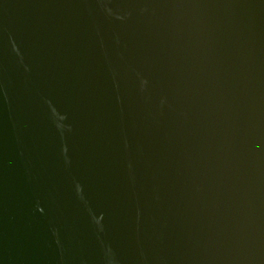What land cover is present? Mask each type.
<instances>
[{"label": "water", "instance_id": "95a60500", "mask_svg": "<svg viewBox=\"0 0 264 264\" xmlns=\"http://www.w3.org/2000/svg\"><path fill=\"white\" fill-rule=\"evenodd\" d=\"M0 264H264V0H0Z\"/></svg>", "mask_w": 264, "mask_h": 264}]
</instances>
